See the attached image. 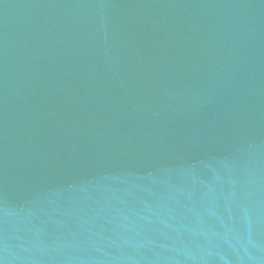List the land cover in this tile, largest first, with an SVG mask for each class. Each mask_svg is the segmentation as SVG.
Wrapping results in <instances>:
<instances>
[{"label":"water","instance_id":"obj_1","mask_svg":"<svg viewBox=\"0 0 264 264\" xmlns=\"http://www.w3.org/2000/svg\"><path fill=\"white\" fill-rule=\"evenodd\" d=\"M0 264H264V0H0Z\"/></svg>","mask_w":264,"mask_h":264}]
</instances>
